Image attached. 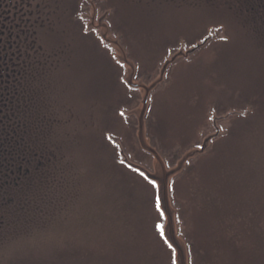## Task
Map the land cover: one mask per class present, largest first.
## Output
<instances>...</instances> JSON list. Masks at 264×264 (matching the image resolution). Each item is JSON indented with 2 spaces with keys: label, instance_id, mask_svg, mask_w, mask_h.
<instances>
[{
  "label": "rangeland",
  "instance_id": "374dc122",
  "mask_svg": "<svg viewBox=\"0 0 264 264\" xmlns=\"http://www.w3.org/2000/svg\"><path fill=\"white\" fill-rule=\"evenodd\" d=\"M90 1L95 24L111 7L106 22L135 66L134 81L144 85L157 79L170 48L182 41L191 47L216 23L226 25L230 43L210 41L187 61H179L186 58L180 51L171 53L177 63L150 94L146 137L170 168L185 150L201 145L204 135L215 133L213 113L251 110L241 120L218 123L225 134L189 161L170 196L190 264H264V36L226 12L201 8L198 0L150 10L122 0H108L105 7L102 0ZM55 6L50 22L67 14L69 33L60 24L55 27L63 37L49 39L63 48L64 62L43 104L58 117L51 140L61 159L53 165L52 184L0 223V264H171L154 227L161 219L152 186L119 165L117 149L102 137L113 135L130 161L152 172L153 158L139 148L130 115L139 107L140 92L121 84L122 71L110 51L91 32L84 34L69 8L67 13ZM92 7L84 13L88 20ZM71 24L84 36L76 37ZM52 66L46 61V75Z\"/></svg>",
  "mask_w": 264,
  "mask_h": 264
},
{
  "label": "trees",
  "instance_id": "16d2710c",
  "mask_svg": "<svg viewBox=\"0 0 264 264\" xmlns=\"http://www.w3.org/2000/svg\"><path fill=\"white\" fill-rule=\"evenodd\" d=\"M131 1L135 5L144 4L147 7L154 4L152 0H122L127 3L128 7H132L129 6ZM65 7L64 9L67 11L68 2ZM148 8L145 9L150 10ZM48 12V7H46L45 14ZM48 15L45 19L50 20L51 17ZM66 21L67 14L66 20L60 17L57 25L50 22L45 24L41 31H37V29L29 31L27 74L11 78L15 80L11 90L7 95L4 93L3 98L0 99L1 225L13 214V209L18 208L20 212H23L28 205V199H37L44 187L52 184L57 176L53 165H57L61 157L58 143H52L51 140L55 134L56 125H58L55 118L57 115L56 113L54 115L55 110L48 114L43 104V95L47 92L48 87L50 89V83L54 81L53 74L64 62L60 55L63 48L57 47L49 39L51 40L57 35L63 37L55 27H59L60 24L64 25L66 37H68L69 30ZM69 26L73 29L72 32L76 37L81 34L84 36L79 26H77L79 30L72 27V24ZM56 31L58 34H54ZM48 50H52L53 55L58 53L60 57L59 55L48 57ZM46 61H50L53 65L51 75L48 73L46 75V70L43 69ZM232 131L230 130V132ZM109 135L113 138V135ZM106 136V134L102 135L105 141ZM54 137L56 138V135ZM36 206L39 212L38 207L40 206ZM161 240L164 242L163 239ZM167 250L171 256L172 251Z\"/></svg>",
  "mask_w": 264,
  "mask_h": 264
},
{
  "label": "flooded vegetation",
  "instance_id": "af4514ba",
  "mask_svg": "<svg viewBox=\"0 0 264 264\" xmlns=\"http://www.w3.org/2000/svg\"><path fill=\"white\" fill-rule=\"evenodd\" d=\"M175 1L177 0H152L154 4L148 7L153 9V7H165L169 4L176 6ZM198 1L201 8L206 6L215 12H226L232 15L233 20L240 26L264 36V0ZM102 2L101 6L108 5V0H102ZM129 3V6L135 7L132 1ZM68 4L74 20L77 19V12L80 13L79 16L87 20L88 16L84 14L87 12V5L91 9V4L87 0H70ZM53 5H56L54 9H60V7L64 8L66 3H61L59 0L53 2H46V0H0V99L3 98L4 93L7 95L11 90L15 81L11 78L16 75L27 74L29 31L32 29L41 31L45 24L50 23V20L45 19V17ZM46 7L49 11L47 14H45ZM141 7L147 8L144 4ZM107 10L112 11L111 7ZM54 24H59V18L54 19ZM210 31H214L211 34L214 44L231 42V38L226 33V25L216 23L215 26L208 29L206 35Z\"/></svg>",
  "mask_w": 264,
  "mask_h": 264
},
{
  "label": "water",
  "instance_id": "95a60500",
  "mask_svg": "<svg viewBox=\"0 0 264 264\" xmlns=\"http://www.w3.org/2000/svg\"><path fill=\"white\" fill-rule=\"evenodd\" d=\"M89 1V0H88ZM91 3V1H90ZM102 19H99L96 24H94V10H92V16L90 17L91 23L88 25V28H95L99 29V37L100 40L109 45L115 55L114 58L116 63L123 64L125 68V77L123 79L124 84L131 89H137L140 92L141 100L139 101V107L131 112L130 115H133L136 118V139L140 149L151 155L153 158V166L152 172L145 169L142 166L134 164L130 162L127 157L125 156L120 144L118 142H112L114 146L119 149V155L123 159V163L128 169L130 170H139L145 173L149 177V179H155L157 187L156 190V197H159L160 200V207L161 211L164 213V239L163 241H167V246L173 251V260H175V264H189L188 258V250L187 246L182 238L178 236L177 224H176V211L172 207L171 200H170V184L174 178L179 176L184 172L187 167V164L190 160H193L195 157L204 155L206 150L210 147V143L218 138L220 135V131L216 126V122L219 120L226 119L232 115L237 113L228 114L224 118H213V127L215 128V133L207 135L201 145L198 148H193L190 150L185 151L181 158L177 161L175 166L167 168L163 160L161 159L160 155L150 147L148 144V140L146 137V124H145V117L148 111L149 106V96L151 92L155 90V88L160 85L163 80L165 73L168 67L173 64L178 57L170 58L169 60L165 61L164 65L161 68L160 74L155 81L148 85H144L142 81H134L135 76V66L132 61L127 58V53L121 47L120 42L117 38H112L109 34V29L107 25L103 22L105 19V15L102 16ZM208 39H205L202 43L197 44L195 47L190 49L186 54H182V50L179 54L180 57H188L190 53L195 52L197 49L203 47L207 43ZM131 165V167H129ZM139 174L138 171H135ZM156 199V198H155Z\"/></svg>",
  "mask_w": 264,
  "mask_h": 264
},
{
  "label": "snow or ice",
  "instance_id": "6c2138e0",
  "mask_svg": "<svg viewBox=\"0 0 264 264\" xmlns=\"http://www.w3.org/2000/svg\"><path fill=\"white\" fill-rule=\"evenodd\" d=\"M121 163H123V161H121ZM129 167H131V165H129ZM135 171H138L139 175L141 177H143V179L146 180L149 184H151L153 188L157 187L155 179H149V177L147 175H145L144 172L139 171L138 169ZM155 207H156V211L160 214L159 218L163 219L164 213L161 211L159 197H156V199H155ZM154 227H155L156 232H158L160 234L161 239H164V231H163L164 225L157 222V223H155ZM165 243H167V241H165ZM169 247H171V246L169 245ZM172 264H175V260L172 261Z\"/></svg>",
  "mask_w": 264,
  "mask_h": 264
}]
</instances>
